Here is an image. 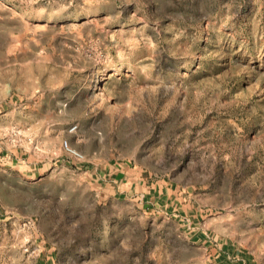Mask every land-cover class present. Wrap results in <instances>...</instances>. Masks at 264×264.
<instances>
[{
  "label": "rangeland",
  "instance_id": "obj_1",
  "mask_svg": "<svg viewBox=\"0 0 264 264\" xmlns=\"http://www.w3.org/2000/svg\"><path fill=\"white\" fill-rule=\"evenodd\" d=\"M0 264H264V0H0Z\"/></svg>",
  "mask_w": 264,
  "mask_h": 264
},
{
  "label": "built area",
  "instance_id": "obj_2",
  "mask_svg": "<svg viewBox=\"0 0 264 264\" xmlns=\"http://www.w3.org/2000/svg\"><path fill=\"white\" fill-rule=\"evenodd\" d=\"M75 126H72V129H74ZM66 150L68 153H70L71 155L75 156V157H81V153L76 149V148H73L71 146H67L66 147Z\"/></svg>",
  "mask_w": 264,
  "mask_h": 264
}]
</instances>
